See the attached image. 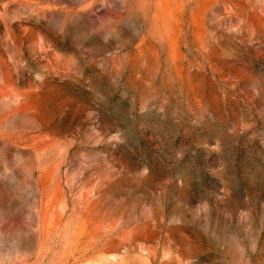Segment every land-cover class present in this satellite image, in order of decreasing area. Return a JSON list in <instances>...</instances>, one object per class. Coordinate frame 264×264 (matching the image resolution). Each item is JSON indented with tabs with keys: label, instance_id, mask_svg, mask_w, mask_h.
I'll return each instance as SVG.
<instances>
[{
	"label": "rangeland",
	"instance_id": "1",
	"mask_svg": "<svg viewBox=\"0 0 264 264\" xmlns=\"http://www.w3.org/2000/svg\"><path fill=\"white\" fill-rule=\"evenodd\" d=\"M0 264H264V0H0Z\"/></svg>",
	"mask_w": 264,
	"mask_h": 264
}]
</instances>
